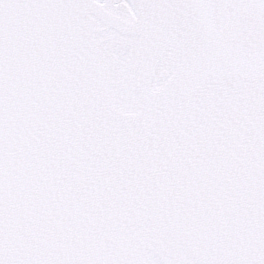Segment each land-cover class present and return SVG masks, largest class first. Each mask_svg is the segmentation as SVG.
Returning <instances> with one entry per match:
<instances>
[{
    "label": "snow or ice",
    "instance_id": "snow-or-ice-1",
    "mask_svg": "<svg viewBox=\"0 0 264 264\" xmlns=\"http://www.w3.org/2000/svg\"><path fill=\"white\" fill-rule=\"evenodd\" d=\"M0 264H264V0H0Z\"/></svg>",
    "mask_w": 264,
    "mask_h": 264
}]
</instances>
